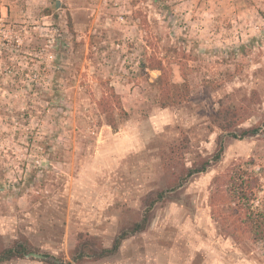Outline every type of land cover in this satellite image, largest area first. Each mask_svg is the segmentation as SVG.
Wrapping results in <instances>:
<instances>
[{
	"label": "rangeland",
	"instance_id": "1",
	"mask_svg": "<svg viewBox=\"0 0 264 264\" xmlns=\"http://www.w3.org/2000/svg\"><path fill=\"white\" fill-rule=\"evenodd\" d=\"M237 167L264 214V0H0V248L40 255L0 264H264L213 219Z\"/></svg>",
	"mask_w": 264,
	"mask_h": 264
},
{
	"label": "trees",
	"instance_id": "2",
	"mask_svg": "<svg viewBox=\"0 0 264 264\" xmlns=\"http://www.w3.org/2000/svg\"><path fill=\"white\" fill-rule=\"evenodd\" d=\"M149 62L150 67H155L161 71L157 82L159 90V104L162 107H167L186 101L189 95L188 82H171L168 71L164 69V66L159 60L152 58ZM99 103L101 105V103H104V100L101 99ZM102 107L105 109V105ZM257 129L258 127L243 129L241 136L254 134ZM220 150L221 149H219L216 153L215 159L220 156ZM205 169L206 166L202 165L191 173L196 171L201 172ZM232 172L229 174V177L226 178L225 184H222L223 189L216 190L212 196L214 201L212 204L213 219L216 222L225 225L228 233L236 240L240 238L238 235H241L242 233H247L248 237L254 242L264 240V214L258 209V207L254 206L256 195L253 191V187L256 179L251 177L246 169L242 167H237L233 169ZM246 174L250 175L249 179H246ZM224 206L229 208L228 211L224 209ZM147 218L148 212L146 211L140 221L133 222L130 225V232L135 233L143 230L146 226ZM126 229L128 231V228ZM122 232L123 233L114 239L110 248L101 247L100 252L97 254H95V250H91L92 257H94V259H98L116 252L121 241L128 235L126 234L125 228ZM25 242L27 244L21 241H15L12 245L0 248V262L23 257L26 253H29L30 245L28 241L25 240ZM86 246L87 245H85L84 248H86Z\"/></svg>",
	"mask_w": 264,
	"mask_h": 264
},
{
	"label": "water",
	"instance_id": "3",
	"mask_svg": "<svg viewBox=\"0 0 264 264\" xmlns=\"http://www.w3.org/2000/svg\"><path fill=\"white\" fill-rule=\"evenodd\" d=\"M27 255H33V256H37V257H40V255H38L37 253H29Z\"/></svg>",
	"mask_w": 264,
	"mask_h": 264
}]
</instances>
